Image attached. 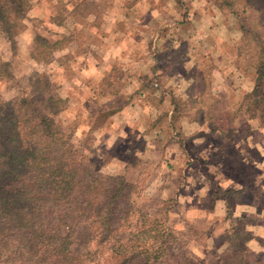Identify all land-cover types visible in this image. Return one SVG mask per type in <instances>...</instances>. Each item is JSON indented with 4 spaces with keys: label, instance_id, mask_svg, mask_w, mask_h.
Segmentation results:
<instances>
[{
    "label": "rangeland",
    "instance_id": "374dc122",
    "mask_svg": "<svg viewBox=\"0 0 264 264\" xmlns=\"http://www.w3.org/2000/svg\"><path fill=\"white\" fill-rule=\"evenodd\" d=\"M28 3L19 27L0 30V57L11 63L0 75V98L29 96L30 75H45L67 100L56 118L74 128L92 170L126 177L136 187L139 210L154 213L172 198L169 223L202 264H220L230 222L224 200L211 193L252 185L255 214L234 197L231 208L235 217H245L242 231L253 236L248 260L264 264V241L258 240L264 174L247 168L236 153L249 152L259 163L264 153V130L241 107L254 72L237 52L242 34L236 15L216 0ZM246 15L258 20L264 0ZM37 35L57 43L56 61L44 65L32 57ZM172 95L183 103L175 130L164 116Z\"/></svg>",
    "mask_w": 264,
    "mask_h": 264
},
{
    "label": "trees",
    "instance_id": "16d2710c",
    "mask_svg": "<svg viewBox=\"0 0 264 264\" xmlns=\"http://www.w3.org/2000/svg\"><path fill=\"white\" fill-rule=\"evenodd\" d=\"M258 2L216 0L236 15L242 34L237 52L254 72L242 110L264 129V15L253 21L246 15ZM28 9V0H0V30L19 27ZM35 44V60L47 65L58 59L56 42L37 35ZM10 69L0 57V75ZM29 83V96L0 98V264H202L169 223L174 200L161 201L154 213L137 209L134 184L123 175L94 172L74 141V128L57 120L67 100L37 71ZM170 99L164 116L175 130L183 103ZM242 194L234 187L211 193L224 200L230 220L220 264H251L252 233L242 231L245 217H235L231 208V198L239 202Z\"/></svg>",
    "mask_w": 264,
    "mask_h": 264
},
{
    "label": "crops",
    "instance_id": "0c3cea01",
    "mask_svg": "<svg viewBox=\"0 0 264 264\" xmlns=\"http://www.w3.org/2000/svg\"><path fill=\"white\" fill-rule=\"evenodd\" d=\"M234 125H235V122H234ZM264 130V129H263ZM236 153H238L239 155L242 154V156L244 157V161H245V166H247V168L251 169V170H255L258 168V170H256L255 172H258V173H263L264 174V153L261 155L260 157V162L259 163L254 156L250 155L249 152L245 153V152H241V151H237ZM253 157V158H252ZM258 165V166H257ZM249 173V172H248ZM249 176V175H248ZM264 179V177H263ZM264 187V186H263ZM238 189L242 190L243 194H242V199L237 202L236 204L237 205H241L243 204L244 206H246L247 208V211L250 213V211H252L251 214H255L256 212V208H255V204H254V200H253V197L255 195V189L253 186H247L246 188L244 186H237ZM246 192H248L247 195H249L248 197L251 198V201L247 200V198L244 197V195L246 194ZM261 192V191H260ZM262 193H264V190H262ZM262 231H263V234H262V237L259 238L258 237V240H263L264 241V223H263V226H262ZM264 245V243L262 244V246ZM264 247V246H263Z\"/></svg>",
    "mask_w": 264,
    "mask_h": 264
}]
</instances>
